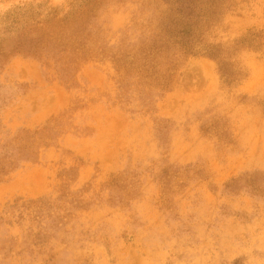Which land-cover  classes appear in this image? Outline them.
<instances>
[{
	"label": "rangeland",
	"instance_id": "1",
	"mask_svg": "<svg viewBox=\"0 0 264 264\" xmlns=\"http://www.w3.org/2000/svg\"><path fill=\"white\" fill-rule=\"evenodd\" d=\"M72 1L0 0V15ZM225 2L206 40L230 49L252 31L262 44L227 50L231 82L174 52L142 78L94 60L69 82L0 56V175L15 167L0 177V264H264V0ZM162 11L103 0L97 26L112 54L137 53Z\"/></svg>",
	"mask_w": 264,
	"mask_h": 264
},
{
	"label": "trees",
	"instance_id": "2",
	"mask_svg": "<svg viewBox=\"0 0 264 264\" xmlns=\"http://www.w3.org/2000/svg\"><path fill=\"white\" fill-rule=\"evenodd\" d=\"M103 0H73L68 5L50 6L30 2L17 5L0 15V56L31 58L46 68H54L63 81L73 80L83 65L94 60L111 61L120 76L136 72L142 78L162 52L184 57H198L218 63L222 79L235 80L236 73L223 57L229 51L246 48L262 50L257 33L235 40L230 49L210 43L206 34L229 11L225 0H162V34L149 50L130 53L120 48L112 54L110 41L102 38L97 26ZM9 41L8 48L4 43ZM4 48V49H3ZM176 67L169 62L160 79L167 90L175 78ZM146 76V80L150 79ZM162 80V81H161ZM8 168L0 177L8 176Z\"/></svg>",
	"mask_w": 264,
	"mask_h": 264
}]
</instances>
